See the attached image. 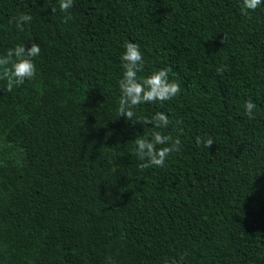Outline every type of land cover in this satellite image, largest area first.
<instances>
[{"label": "trees", "instance_id": "trees-1", "mask_svg": "<svg viewBox=\"0 0 264 264\" xmlns=\"http://www.w3.org/2000/svg\"><path fill=\"white\" fill-rule=\"evenodd\" d=\"M127 41L140 75L171 67L181 85L136 109L180 139L161 168L134 151L153 126L116 115ZM33 42L36 77L0 79V264H264V4L0 0V55Z\"/></svg>", "mask_w": 264, "mask_h": 264}, {"label": "clouds", "instance_id": "clouds-1", "mask_svg": "<svg viewBox=\"0 0 264 264\" xmlns=\"http://www.w3.org/2000/svg\"><path fill=\"white\" fill-rule=\"evenodd\" d=\"M264 0H241V13L248 15L256 11ZM73 7V0H59V10L62 13H69ZM57 11L56 7L51 8V13ZM71 16L66 15L65 22ZM32 16L21 13L14 17L16 26L23 30L24 26L30 23ZM12 21H10L11 23ZM41 48L38 43H31L30 47L25 44H17L0 55V79L7 82V90L10 92L16 86L23 84L26 80H32L37 75V68L34 57L39 56ZM121 65L123 74L119 80L120 96L116 109L117 118L124 117L126 121L133 124L139 122L143 126L150 124L153 130L148 136L137 135L135 142V155L142 163L141 169L165 166L166 160L174 152H179L181 142L179 137L166 134L163 129H167L172 123L168 115L162 111L156 112L151 118L137 116V106L143 103H163L174 99L181 91V85L170 78L171 67L162 68L147 75H140L145 70V60L143 53L137 43L127 41L124 44V52L121 54ZM224 66L217 68V73L223 75ZM257 105L252 99L244 102V109L249 119L255 118ZM197 145L203 144L210 148L214 140L209 137L206 140L197 138ZM184 257L179 261H172V264H181ZM167 264V262H165Z\"/></svg>", "mask_w": 264, "mask_h": 264}]
</instances>
